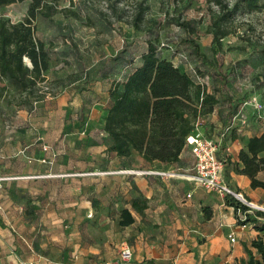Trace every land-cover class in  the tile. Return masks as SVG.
I'll return each mask as SVG.
<instances>
[{
  "label": "rangeland",
  "instance_id": "rangeland-1",
  "mask_svg": "<svg viewBox=\"0 0 264 264\" xmlns=\"http://www.w3.org/2000/svg\"><path fill=\"white\" fill-rule=\"evenodd\" d=\"M42 1L45 7L36 12V31L53 46L47 79L32 95L0 80V176L9 181L7 198L11 209H20L16 220L22 217L23 224L109 231L115 209L120 213L127 204L130 191L125 181L130 175L124 171L137 166L136 154L129 159L109 154L100 128L74 99L80 85L75 75L97 80L110 69L112 77L118 68L112 60L115 54L125 51V61L131 62L152 42L161 57L187 73L196 85L207 77L210 87H226V99H232L228 92L240 88L236 100L249 101L250 96L264 104V11L235 15L225 25L229 34L222 40L217 63L207 68L188 40L212 59L210 25L218 8L208 0ZM28 5L0 8V18L13 24L24 21ZM183 22L193 32L180 26ZM99 69L106 70L96 73ZM83 86L80 92H92ZM95 181L108 184L104 191L109 204L96 203ZM84 183L90 191L86 197ZM253 206L252 211H258L256 206L264 208Z\"/></svg>",
  "mask_w": 264,
  "mask_h": 264
},
{
  "label": "crops",
  "instance_id": "crops-1",
  "mask_svg": "<svg viewBox=\"0 0 264 264\" xmlns=\"http://www.w3.org/2000/svg\"><path fill=\"white\" fill-rule=\"evenodd\" d=\"M51 66L52 63L50 70ZM100 72L104 70L99 69L96 73ZM75 78V83L80 82L74 97L79 101L78 109L89 111V119L106 138L102 127L111 81L105 78V74L97 80L91 76L84 79L75 75ZM201 84L207 93H213L214 86L210 87L207 77ZM79 86L92 92H80ZM225 88L220 87V92L214 93L217 105L199 121L207 137L219 140L223 135L217 154L225 165L223 182L252 205H264V191L251 188L250 180L236 171L242 167L238 154L245 150L248 140L264 134V120L253 115L250 96H246L249 101L236 100L241 91L238 88L235 93L228 92L232 99H226ZM92 99H96V103ZM87 100L91 103L87 104ZM97 110L100 115L93 114ZM230 124L231 133L225 134V128ZM136 157L137 166L124 171L130 175L129 181H125L130 195L121 209L128 211L133 222L120 226L121 212L115 209V220L114 223L111 221L113 227L109 231L61 227L39 229L33 224H23L22 217L16 220V215L21 214L20 209L18 212L17 208L11 209V201L7 198L9 181H5L0 189V264H115L122 245H128L132 251L128 264H241L247 260L244 247L256 256L250 243L257 236L264 238V232L256 231L251 223L239 226L234 209L226 206L223 195L183 177L154 174V171H176L191 175L193 156L189 148H184L180 161L173 165L146 163L138 154ZM258 176L264 180V173ZM107 185L104 181H95L93 196L100 206L109 204L105 200L108 192L104 191ZM88 192V185L84 183L82 194L86 197ZM138 198L146 203L140 213L131 208V201ZM232 235L234 243L229 240Z\"/></svg>",
  "mask_w": 264,
  "mask_h": 264
},
{
  "label": "trees",
  "instance_id": "trees-1",
  "mask_svg": "<svg viewBox=\"0 0 264 264\" xmlns=\"http://www.w3.org/2000/svg\"><path fill=\"white\" fill-rule=\"evenodd\" d=\"M208 1L218 8L210 25L212 59L200 53L194 41L188 40V43L200 63L212 68L221 53L222 40L229 34L225 25L238 13L264 11V0ZM23 2H29L24 21L13 24L0 18V80L20 93L32 95L41 90L40 84L46 80L45 75L53 62V46L36 31V12L45 7L42 0H0V8ZM180 26L193 32L187 23ZM124 52L112 56L118 67L113 76L110 77V69L105 74L111 81L102 127L106 151L119 159L138 154L146 163L176 164L193 124L213 111L218 103L214 93L220 90L214 87L212 94L207 93L204 84L196 85L187 73L161 57L152 42H147L146 49L131 62L125 61ZM238 160L242 167L236 169L237 173L250 180L251 188L264 191V180L258 176L264 173V134L251 137L245 150L239 152ZM224 199L226 206L234 209L239 226L251 223L256 231L264 232V212L252 211L230 195H225ZM131 208L140 213L146 203L138 198L131 201ZM238 211L245 219H240ZM132 222L128 211L123 209L120 226ZM250 247L256 256L244 247L247 260L241 264H264V238L257 236Z\"/></svg>",
  "mask_w": 264,
  "mask_h": 264
},
{
  "label": "built area",
  "instance_id": "built-area-1",
  "mask_svg": "<svg viewBox=\"0 0 264 264\" xmlns=\"http://www.w3.org/2000/svg\"><path fill=\"white\" fill-rule=\"evenodd\" d=\"M249 106L253 109V115L256 117V119L264 120V104H262L260 100L256 98L251 99L249 102ZM231 130L232 125L230 124L225 128L224 133L228 134ZM222 137L223 135L219 138V140L207 137L203 132L200 121L198 119L193 124V129L191 133L185 138V147L189 148L193 156L192 174L189 176L177 173L175 174L155 172L154 174L172 178L181 176L190 181H193L195 184L201 187L216 191L223 196L230 195L237 201L241 202L243 205L251 209L253 208L251 203L244 199L240 193L231 190L223 182L222 175L225 165L224 161L217 157L218 151L221 146ZM5 180V178L0 177V189ZM238 215L240 219H245L244 216L239 213V211ZM229 240L231 243H234V236L232 235ZM131 258L132 251L130 247L128 245H122L119 251L118 259L115 264H128Z\"/></svg>",
  "mask_w": 264,
  "mask_h": 264
},
{
  "label": "bare ground",
  "instance_id": "bare-ground-1",
  "mask_svg": "<svg viewBox=\"0 0 264 264\" xmlns=\"http://www.w3.org/2000/svg\"><path fill=\"white\" fill-rule=\"evenodd\" d=\"M256 209H260V210L264 211V208H262V207L256 206Z\"/></svg>",
  "mask_w": 264,
  "mask_h": 264
},
{
  "label": "water",
  "instance_id": "water-1",
  "mask_svg": "<svg viewBox=\"0 0 264 264\" xmlns=\"http://www.w3.org/2000/svg\"><path fill=\"white\" fill-rule=\"evenodd\" d=\"M253 206V205H252ZM258 211H261V212H264V211H262V210H260V209H257Z\"/></svg>",
  "mask_w": 264,
  "mask_h": 264
}]
</instances>
